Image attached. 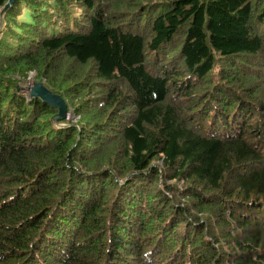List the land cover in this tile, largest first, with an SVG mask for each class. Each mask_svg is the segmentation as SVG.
<instances>
[{
    "label": "trees",
    "instance_id": "1",
    "mask_svg": "<svg viewBox=\"0 0 264 264\" xmlns=\"http://www.w3.org/2000/svg\"><path fill=\"white\" fill-rule=\"evenodd\" d=\"M7 2L0 264H264V0Z\"/></svg>",
    "mask_w": 264,
    "mask_h": 264
},
{
    "label": "water",
    "instance_id": "2",
    "mask_svg": "<svg viewBox=\"0 0 264 264\" xmlns=\"http://www.w3.org/2000/svg\"><path fill=\"white\" fill-rule=\"evenodd\" d=\"M14 0H8L6 7H9ZM29 88L30 96L39 98L43 103L49 105L51 108L56 109L57 113L51 118L53 125L56 128L64 127L59 122L64 121L68 117V110L66 102L57 94H53L47 89L41 81H36L31 84Z\"/></svg>",
    "mask_w": 264,
    "mask_h": 264
},
{
    "label": "rangeland",
    "instance_id": "3",
    "mask_svg": "<svg viewBox=\"0 0 264 264\" xmlns=\"http://www.w3.org/2000/svg\"><path fill=\"white\" fill-rule=\"evenodd\" d=\"M33 82H36V81H34V80L32 79V77H31V84H32ZM31 84H29V83H28V84H27V83H26V84H23V85H24L23 87H24V88H27V86H29L28 88H31V86H32ZM28 90H29V89H28ZM78 119H79L78 117L75 118V117H72V116L69 114L68 117L65 119V121H67V122H69V121L75 122L76 120L78 121ZM77 121H76V122H77Z\"/></svg>",
    "mask_w": 264,
    "mask_h": 264
}]
</instances>
